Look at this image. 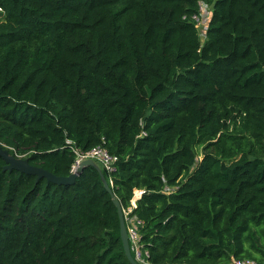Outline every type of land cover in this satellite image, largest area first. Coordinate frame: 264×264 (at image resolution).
Wrapping results in <instances>:
<instances>
[{
    "label": "trees",
    "instance_id": "trees-1",
    "mask_svg": "<svg viewBox=\"0 0 264 264\" xmlns=\"http://www.w3.org/2000/svg\"><path fill=\"white\" fill-rule=\"evenodd\" d=\"M204 1L202 42L199 0H0V144L62 177L70 144L116 156L149 264H264V0ZM5 166L0 264H130L95 168Z\"/></svg>",
    "mask_w": 264,
    "mask_h": 264
},
{
    "label": "built area",
    "instance_id": "built-area-1",
    "mask_svg": "<svg viewBox=\"0 0 264 264\" xmlns=\"http://www.w3.org/2000/svg\"><path fill=\"white\" fill-rule=\"evenodd\" d=\"M213 15V7L208 5L204 0H199L198 11L189 15H185L183 19L192 23L195 28L198 30L202 42L206 40V34L208 31L209 23ZM71 149L77 155V162L74 166L73 171L76 167L85 160H93L104 172L106 176L110 179V185H112L111 174L116 171V164L118 158L112 155L106 148L103 146H98L93 148L88 152H83L81 149H78L74 144H70ZM145 194L144 190H135L134 197L131 201V207L127 210H124L125 218L128 226L130 244L133 256L140 264H149L148 258L149 253L144 251L140 244V227L143 225V222L140 221L137 217L132 216L133 208L136 206L138 200L142 198ZM131 222V223H130ZM234 264H259L251 260H238Z\"/></svg>",
    "mask_w": 264,
    "mask_h": 264
},
{
    "label": "water",
    "instance_id": "water-1",
    "mask_svg": "<svg viewBox=\"0 0 264 264\" xmlns=\"http://www.w3.org/2000/svg\"><path fill=\"white\" fill-rule=\"evenodd\" d=\"M0 157L6 162V166L4 167L5 171L6 170L10 172L19 171L27 175L36 176L37 180L46 179L48 183H53L59 186L72 185L75 183L77 178L83 174L84 170L87 167L95 168L101 176L105 190L110 194L112 202L117 208L119 222H120V237L122 240L125 256L130 264H140L135 259L132 253L128 226H127L124 209L121 205V202L118 199V197L115 195L113 186L110 185L104 172L93 160L88 159V160L81 162L70 176L62 177V176H56L53 173L41 167L32 166L29 163L28 158L23 159L17 155L11 154L10 151L8 149L3 148L1 144H0Z\"/></svg>",
    "mask_w": 264,
    "mask_h": 264
},
{
    "label": "rangeland",
    "instance_id": "rangeland-1",
    "mask_svg": "<svg viewBox=\"0 0 264 264\" xmlns=\"http://www.w3.org/2000/svg\"><path fill=\"white\" fill-rule=\"evenodd\" d=\"M2 21V17L0 16V22ZM200 152L202 153V150H200ZM20 158L25 159V156H20ZM131 223V222H130Z\"/></svg>",
    "mask_w": 264,
    "mask_h": 264
}]
</instances>
